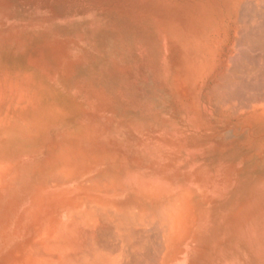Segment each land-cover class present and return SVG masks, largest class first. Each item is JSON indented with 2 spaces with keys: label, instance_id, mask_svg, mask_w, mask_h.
Wrapping results in <instances>:
<instances>
[{
  "label": "rangeland",
  "instance_id": "rangeland-1",
  "mask_svg": "<svg viewBox=\"0 0 264 264\" xmlns=\"http://www.w3.org/2000/svg\"><path fill=\"white\" fill-rule=\"evenodd\" d=\"M245 1L0 0V112L38 122L41 160L63 147L87 169L163 175L165 202L191 193L188 264H264V22Z\"/></svg>",
  "mask_w": 264,
  "mask_h": 264
},
{
  "label": "bare ground",
  "instance_id": "bare-ground-1",
  "mask_svg": "<svg viewBox=\"0 0 264 264\" xmlns=\"http://www.w3.org/2000/svg\"><path fill=\"white\" fill-rule=\"evenodd\" d=\"M246 2L245 5H248V8L252 5L253 9L249 10L243 5L248 9L247 11L241 9L243 13L251 11V14H256L255 19H252L253 15L249 16L253 22L257 23L255 20L261 22V19L264 22V0H257L256 3L254 1L250 6ZM245 14L244 17L247 19ZM257 16L261 19L259 17L257 19ZM246 19L243 22L240 19V22L244 23L243 27H240L241 30L246 29L243 33L246 31L249 33V29L255 27L251 25V19H248L249 22ZM260 22L257 23L258 29L263 30L261 28L263 22L262 24ZM255 29L254 31L252 29V32H257L261 36L262 32ZM257 36L256 34V40L259 37ZM249 38L250 41L255 42L253 35ZM240 39L244 40L239 38L237 42ZM248 40L245 41L248 43ZM247 43L248 47L250 42ZM261 43L257 42L259 45ZM239 44L242 45V42ZM258 52L256 53L259 57L264 59V50L261 54ZM241 67L244 66L241 64ZM245 68L247 69L246 65ZM246 71L248 77H255L254 67H249ZM233 72L236 73L234 70ZM237 74H234L235 77ZM22 91L16 94L18 98L27 96L26 93H21ZM262 93L261 105L264 107V91ZM37 94L44 96L39 92ZM33 96L35 97L36 94ZM4 97L7 99L5 95ZM259 101L260 98L257 102ZM250 103H244L243 108L246 109V104ZM7 110H4V114L0 112V264H188L191 262V252L195 248L197 234H200L201 230V209L197 210L198 200L196 201L191 193L187 195L189 201L185 200L187 198L183 196L185 193L179 191L176 196L170 197L172 199L165 202L163 175L152 177L150 173L141 171L143 169L133 170L126 164L116 163H113V170L106 172L100 169L99 171L87 169L84 162L88 158L76 155L66 159L63 147L57 150L56 156L59 159L41 160L38 152L44 154L45 142L40 140V137L36 139L38 137L33 136L32 133L39 132L42 127L37 125L38 122H33L32 118L29 120L23 116V111H18L20 115L18 112ZM28 110L26 109L24 113ZM30 133L32 136H29ZM111 157L115 156H105V158L94 156L92 161L98 162V159L105 160ZM180 192L183 195L178 194ZM201 239L202 237L200 241Z\"/></svg>",
  "mask_w": 264,
  "mask_h": 264
}]
</instances>
